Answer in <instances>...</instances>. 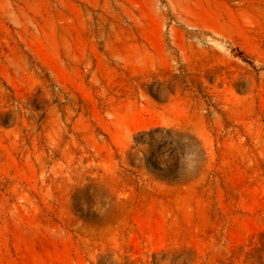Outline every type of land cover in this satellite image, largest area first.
<instances>
[{"label": "rangeland", "instance_id": "1", "mask_svg": "<svg viewBox=\"0 0 264 264\" xmlns=\"http://www.w3.org/2000/svg\"><path fill=\"white\" fill-rule=\"evenodd\" d=\"M200 13L210 27L188 24ZM100 30L116 40L114 53ZM77 32L84 64L71 58ZM27 40L44 45L78 94L86 95L80 100L85 118L108 146V165L115 169L104 184L76 191L72 224L55 212L14 215L19 201L0 170V264H13L28 245L47 259L44 264H264L263 0H0V106L16 97L6 82L5 67L13 66L2 58V47L14 60L38 65L21 89L59 91ZM122 41L132 44L130 52ZM231 85L245 104L243 115H233L222 100ZM178 110L187 117L179 119ZM71 113H77L74 101L55 100L44 125L64 133ZM10 121L4 133L17 128ZM78 156L74 148L72 157ZM141 218L162 221L163 232L143 233ZM108 224L122 234L121 248L104 236ZM71 241L78 250L71 259L58 258Z\"/></svg>", "mask_w": 264, "mask_h": 264}, {"label": "bare ground", "instance_id": "2", "mask_svg": "<svg viewBox=\"0 0 264 264\" xmlns=\"http://www.w3.org/2000/svg\"><path fill=\"white\" fill-rule=\"evenodd\" d=\"M205 19H206L205 14L200 13V15H198V20H196V21L187 20V22L190 26L200 28V29L205 28V27H210L209 24H203V21ZM69 26L71 27V29H75L73 24H70ZM67 31H68V29H67ZM216 31L218 33H221L218 30H216ZM61 33H62V31H61ZM100 34H101V37H104V31L103 30H100ZM143 36H145L148 39L147 40L148 43L154 49L158 50V45L156 44V41L154 40V38L150 35V33L146 29L143 32ZM73 38H74V41L72 40V45L70 47L71 58L74 61L78 62V64H84L85 63V54L83 53V50L81 49V45H83L84 42H82L83 40L79 39L80 38L79 32H77V37L74 36ZM6 39H8V38H6ZM42 39H43V37H42ZM123 41H125V40L123 39ZM123 41L120 42L122 48L126 52H130L128 48L131 49L132 44L129 42H123ZM103 43L108 47L111 54L114 53V51H116L117 42H116V40L113 41V38L111 35L104 37ZM8 44H9V41H8ZM127 46H129V47H127ZM26 47L28 48L29 52L35 53L34 55L37 57V59L40 63V66L42 68L48 69L49 71L53 72L52 73V74H54L53 79L59 85L60 88H59V91H57V92H54L51 88H49V86L48 87L44 86L41 88V90L38 87H36V88L33 87V88L28 89V90H25L23 88L21 89L20 84H22V83H24V82H26L32 78V70L36 69L38 67V65L33 64V63H29L28 61L26 62L24 57L21 59H18V60H14L15 55L14 56L11 55L9 53V51L6 50V48L2 47V50H3L2 51V54H3L2 58H4V60L8 61L13 66L12 71H10L9 68L5 67V69H8L7 72L9 74V75L6 74L7 76H5L6 82L9 85V87H11L13 90L16 91V97H15V103L11 104V103H9L10 102V100H9L7 103L0 106V170L3 171L5 179L10 183L11 187L13 188V193L15 195V198L19 201L15 206L14 215L16 214L17 217L20 215H23L25 218H38L41 216H47L48 213L55 212L57 214V216H59V218H61L63 221H68L72 224L77 220L76 219L77 218L76 217L77 211H76V208L74 206V199H76L75 198L76 191H78L79 189L81 190V188H83V187H88V185L90 186L91 183L104 184L106 181L109 180V178L112 175V171L115 168H113V170L111 171V168H109V165H108L109 164L108 155L110 153L108 146H105L99 142V140L97 138V134L95 133V130L93 128V125L89 122L90 119L88 120L85 118V109H84V106L81 104L80 100L81 99L84 100V98H86V95L84 93H80L81 95L78 94V92L80 91L79 87L75 86L73 84V82L70 81L69 77L65 74L63 69L58 64V62L55 61V58L50 53H48L49 51L47 50V48L44 45L30 43L27 40L26 41ZM58 47L59 46L57 44L56 48H58ZM15 54H16V52H15ZM136 54L137 53L134 52V55H136ZM16 55H18V52ZM26 56L27 55H25V57ZM69 73H70V71H69ZM236 89L237 88H235L234 86L231 85L229 87V89L227 90L226 97L224 96V98L222 100H224V102H226L227 110L229 112H231L233 115H243L244 113H246V111H245L246 107H245L244 102L242 101V98L239 96L238 90H236ZM217 92H218V90H217ZM35 98L38 99V102L34 101ZM66 99H71L72 101H74V106H75L77 113H71L70 114L69 123L67 126H65V132L64 133H62L61 131L58 132L54 128H50V131H48V127L46 125H44V122H47V120L50 116L53 103L55 102V100H57L60 104H62ZM87 101L90 103L89 105L91 106V108H94L93 106H95V100L92 97H89L87 99ZM55 106L57 107V104ZM37 107H40L39 109H41V111L38 112ZM63 107H64V104H63ZM176 114L179 117V119L180 118L185 119L187 117V114L183 110H178L176 112ZM77 115H79L78 119L76 118ZM10 119L15 120V122L13 124H16L17 128L13 132L4 133L3 132L4 125L6 124V122H11ZM40 121H43L42 125L39 123ZM153 133H154V131H153ZM140 134H142V133H140ZM183 137H184V135H183ZM122 147H123V145H122ZM74 148L78 150V153L80 155L76 158L72 157ZM156 157H158V156H156ZM64 158H66V160H68L66 163H63ZM93 186L95 187V184ZM96 187H97V185H96ZM99 189H101L100 186H99ZM99 191H102V190H99ZM96 195H97V197H99L98 193ZM103 197H105V196H103ZM111 199H112V197H111ZM119 199L121 202H123L125 200L127 201L126 197L119 198ZM155 199H156V197H155ZM75 203H76V201H75ZM112 203L114 204V202H112ZM114 208H115V206H114ZM148 210H150V209H148ZM155 211H156V209H155ZM110 213L108 214L109 217H110ZM150 213L152 214V212H150ZM150 213H148V214H150ZM25 220H27V219H25ZM160 222H162V221L157 220V219H153V218H143L141 220V222L139 223V227L143 233L149 231V233H151L152 236H155L158 231L159 232L162 231V230L160 231L158 229L159 228L158 226H160ZM56 223L57 222H55V224ZM162 225H164V224H162ZM106 226H107V228H106V232H105L104 236L108 237L107 238L108 243L111 245V247H116V248L120 247L121 248L120 240H122L124 238L122 237V234L120 233L119 229H117L114 226H110V224H108ZM160 228L164 229V226L160 227ZM135 232H134V234H135ZM166 233H167V231H166ZM165 235H167V234H165ZM156 237H158V236H156ZM135 238H136V236H135ZM135 238H134V240H135ZM151 238L152 237H150V239ZM163 241H165V240L163 239ZM64 245H65L64 249H60V250L58 249L59 250L58 258H62V256H65V257H68L69 259H71V257L73 256L72 252L77 251L78 247H77L76 243H74L73 241H71L70 248L66 242H64ZM133 245H135V244H133ZM161 245L163 246L162 243H161ZM28 246H26L25 249L23 250V252L20 253V256L15 261H13V264H29V261L31 259H33V262L35 264H44L45 260H47V259L44 260L43 257L41 259V257L38 256L40 254L37 253L36 251H34L32 249V247H28ZM106 246H108V245H106ZM128 247L130 249L129 245H128ZM122 249H120V250H122ZM140 254H142V252ZM49 256L47 255V257H49ZM139 256H141V255H139ZM109 257H112V256H109ZM134 257H136V256H134ZM163 257H164V255H163ZM168 258H170V257H168ZM171 258H173V257H171ZM146 259L148 260V258H146ZM50 260H52V259H50ZM96 260H97V257H96ZM155 260L157 261V259H155ZM81 262H83V261H81ZM135 262H137V261H135ZM140 262H142V260H140ZM161 262H162V260H161ZM165 263H166V261H165ZM170 263H172V262L170 261ZM181 263H183V261ZM166 264H168V263H166Z\"/></svg>", "mask_w": 264, "mask_h": 264}]
</instances>
